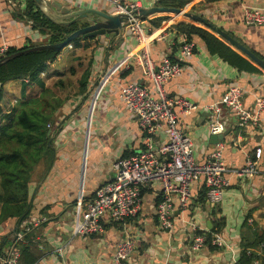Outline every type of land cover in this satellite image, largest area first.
Returning <instances> with one entry per match:
<instances>
[{"label":"crops","instance_id":"0c3cea01","mask_svg":"<svg viewBox=\"0 0 264 264\" xmlns=\"http://www.w3.org/2000/svg\"><path fill=\"white\" fill-rule=\"evenodd\" d=\"M58 1L75 8H105L114 13L118 12L117 4L138 3L139 8L151 7L158 5L159 0ZM25 5V0H0V47L8 45L20 49L48 42L49 35L33 28ZM247 7L264 9V0H192L185 8L201 14L264 58V27L245 22ZM159 16H167V19L158 27L148 24V20ZM181 20L211 31L180 14H155L143 20L147 49L156 68L164 56L182 65L181 73L169 80L165 89L169 95L184 97L197 106L180 114L179 125L191 136L194 158L198 162L218 147L212 143L209 131L208 106L215 102L221 106L217 119L225 128L221 140L222 158L229 168L226 175L230 182L223 199L214 204L202 201L200 196L206 187L196 181L188 210H177L173 229L164 230L157 220L159 190L157 184H153L143 194L142 209L137 217L125 224H105L100 234L80 236L76 233L86 201L99 186L114 177L116 159L144 148L145 138L139 121L121 99L122 85L137 82L153 89L139 59L138 41L129 29L123 43L112 42L110 37L102 40L83 37L79 45L65 48L83 53L77 56L84 61L86 58V67L91 62L88 90L80 93L76 83L73 93L54 114L50 128L53 158L49 163H40L32 177L33 207L27 223L40 220L29 239L38 257L34 264H118L113 260V253L117 242L127 233L134 238L135 249L121 264H238L246 250L264 257V241L261 246L247 247L257 234L264 236V108L256 120L240 126L238 116L222 103L228 87L237 84L244 90L245 107L256 111L259 101L264 99V70L241 53L259 72L240 70L220 55L212 54L198 36L192 40L193 53L182 57L184 34L174 27ZM69 56L70 53L66 57L61 53L58 60L50 64L48 72L42 75L46 81L63 73L60 68ZM21 86L22 80L5 83L3 100L7 103L12 100L14 105L21 96ZM166 139L163 131L155 136L158 144ZM257 147H262L263 153L256 171L253 175L237 176L233 170L244 166ZM1 207L0 204V212ZM15 226V219L0 226V245L4 239L9 243L2 250L10 245ZM198 230L219 233L225 244L218 246L208 242L193 250L191 244Z\"/></svg>","mask_w":264,"mask_h":264},{"label":"built area","instance_id":"2783aa9c","mask_svg":"<svg viewBox=\"0 0 264 264\" xmlns=\"http://www.w3.org/2000/svg\"><path fill=\"white\" fill-rule=\"evenodd\" d=\"M117 8L118 12H124L131 17L126 27L138 41L139 59L153 85L151 89L143 83L126 82L120 90L125 107L137 117L144 133V148L137 153L116 159L113 165L114 177L99 186L85 203L81 220L76 227V233L80 236L100 234L104 232L105 224H125L137 217L142 209L144 190L153 184H157L159 190L156 211L159 226L170 231L174 227L177 210H188L193 198L192 186L196 181H201L206 187V200L213 204L223 199V193L230 183L226 175L229 168L222 158L223 143L220 141L217 149L211 151L202 162H198L194 158L191 136L180 128V114L197 107L184 97L169 95L165 89V84L181 73L180 61H173L169 56H164L156 68L147 49L144 21L133 17V11L139 8V4H117ZM244 19L248 25L264 27V9L247 7ZM194 47V42L188 41L184 34L182 57L191 55ZM8 49V45L1 46L0 57L6 55ZM243 96V88L231 84L222 98V103L238 116L240 126L250 120H256L264 108V99H261L257 110L250 111L244 105ZM208 107L210 133H224V125L217 119L221 106L215 102ZM160 131L166 134L167 139L158 144L155 136ZM262 153L263 148L257 147L245 165L234 169L233 172L239 177L253 175ZM39 223L40 220L37 219L14 233V241L6 250H0V264H19L21 253L16 243L25 237V231ZM208 242L218 246L225 244L219 233L209 235L205 230H198L193 236L191 247L198 250ZM134 249V238L127 233L117 242L113 260L121 264L131 257ZM252 264H259V261L255 259Z\"/></svg>","mask_w":264,"mask_h":264},{"label":"trees","instance_id":"16d2710c","mask_svg":"<svg viewBox=\"0 0 264 264\" xmlns=\"http://www.w3.org/2000/svg\"><path fill=\"white\" fill-rule=\"evenodd\" d=\"M191 1L159 0L157 4L183 9ZM216 1L220 0H206V2ZM25 3L26 14L32 21L33 28L49 35L48 42H60L77 28V25L63 26L48 20L38 9L34 0H25ZM166 19L167 16L155 17L148 20V24L152 27H158ZM174 27L178 30V33L185 34L188 41H192L194 36L200 37L212 54L220 55L240 70L259 72V69L248 59L211 31L186 20L177 22ZM83 39V37H79L73 40L72 44L77 46ZM63 49L59 51H33L0 65V102L3 100L5 83L11 80H22L21 96L16 104L8 109H4L0 104V204L2 205L0 226L10 219H15L16 226L12 232L13 236L15 232L22 230L25 225H29L27 219L31 216L33 207L32 177L36 167L40 163H49L54 155L51 133L48 134V132L54 114L65 104L68 97L56 95L53 87L47 84L42 75L48 72L51 63L58 60ZM18 50L17 48H9L7 54ZM75 57L77 58L73 59L81 64V57ZM91 65L90 62V65L84 69L78 79L80 93H86L88 90ZM69 70L71 74H76L74 67L70 66ZM55 86L64 87L65 81L58 80ZM31 88H37L38 91L36 93L30 92ZM205 190L202 191L200 196L202 201L206 200ZM158 201L159 197L157 198ZM33 229L34 226L25 231V237L16 243L21 253L19 264H34L37 261L38 257L32 251L29 242ZM13 236L9 238V241H14ZM263 241L264 236L257 234L254 242L247 247L261 246ZM8 244V240L4 239L0 245V250ZM255 259L259 261V264H264L262 255L247 253L246 250L238 264H252Z\"/></svg>","mask_w":264,"mask_h":264},{"label":"water","instance_id":"95a60500","mask_svg":"<svg viewBox=\"0 0 264 264\" xmlns=\"http://www.w3.org/2000/svg\"><path fill=\"white\" fill-rule=\"evenodd\" d=\"M42 14L55 24L63 26L77 25V28L66 36L60 42H47L30 46L25 49L6 54L0 57V65L10 60L33 51L39 50H62L72 44V41L79 37H97L99 40L110 37V40L124 42V36L127 32L126 24L130 20V15L124 12H111L105 8L83 7L75 8L74 6L64 4L58 0H34ZM160 13L180 14L184 18L194 22L201 23L206 28L223 38L232 45L239 53L246 56L251 62L264 70V58L260 57L252 49L248 48L238 39L230 35L221 27L212 23L210 20L184 8L165 7L155 5L151 7H140L133 11V17L138 20H145L150 16ZM51 133L49 130L48 134ZM224 138V134H211L213 144H218ZM210 224V223H209ZM11 243V241H10Z\"/></svg>","mask_w":264,"mask_h":264},{"label":"rangeland","instance_id":"374dc122","mask_svg":"<svg viewBox=\"0 0 264 264\" xmlns=\"http://www.w3.org/2000/svg\"><path fill=\"white\" fill-rule=\"evenodd\" d=\"M184 9L188 10L187 8H184ZM69 53H70V56L68 57L67 62H65L64 63L65 65L62 68H60L61 72H63V73H59L53 79L47 80V84L50 85L51 87H53V89L55 90L54 93L56 95L58 94V95L67 96V97H69L70 94L73 93L74 88L76 86V83H78V79L81 76L82 72L84 71V69L86 68V65H87V63H85L87 61L86 58H85V61L81 60L82 61L81 64H78L77 60L73 59V58H77L75 56H77L78 54L83 55V53L70 52L67 48H64V50L62 51L63 57L64 56L66 57ZM82 58H84V57H82ZM70 66L74 67L76 69L75 75L71 74V72L69 70ZM58 80H64L65 86L64 87L55 86V83ZM37 91H38L37 88H31L30 89V92H33V93H36ZM9 101L11 103H7L4 100H3V102L1 101L4 109H8L11 106H13L12 100H9ZM14 104H16V101H14Z\"/></svg>","mask_w":264,"mask_h":264}]
</instances>
